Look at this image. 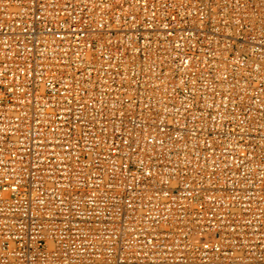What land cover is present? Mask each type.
Instances as JSON below:
<instances>
[{
  "label": "built area",
  "instance_id": "2783aa9c",
  "mask_svg": "<svg viewBox=\"0 0 264 264\" xmlns=\"http://www.w3.org/2000/svg\"><path fill=\"white\" fill-rule=\"evenodd\" d=\"M0 264H264V0H0Z\"/></svg>",
  "mask_w": 264,
  "mask_h": 264
}]
</instances>
